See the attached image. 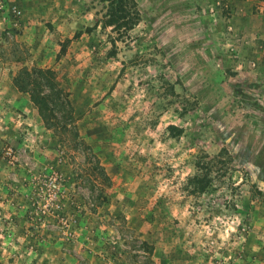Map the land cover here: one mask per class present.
Returning a JSON list of instances; mask_svg holds the SVG:
<instances>
[{
	"label": "rangeland",
	"instance_id": "1",
	"mask_svg": "<svg viewBox=\"0 0 264 264\" xmlns=\"http://www.w3.org/2000/svg\"><path fill=\"white\" fill-rule=\"evenodd\" d=\"M257 1L0 0V264H264Z\"/></svg>",
	"mask_w": 264,
	"mask_h": 264
},
{
	"label": "trees",
	"instance_id": "2",
	"mask_svg": "<svg viewBox=\"0 0 264 264\" xmlns=\"http://www.w3.org/2000/svg\"><path fill=\"white\" fill-rule=\"evenodd\" d=\"M92 9L96 15H99L98 22L104 28H110L116 33V37L111 40L113 52L116 49V40L127 36L128 32L138 23L139 12L133 6L131 0H90ZM246 82L253 84V81L258 78L261 83L264 82V77L260 74H248ZM250 78V79H249ZM31 99L35 102L42 118L46 121V113L50 111L47 96H39L31 93ZM200 191L205 189V185L200 183L197 188Z\"/></svg>",
	"mask_w": 264,
	"mask_h": 264
},
{
	"label": "crops",
	"instance_id": "3",
	"mask_svg": "<svg viewBox=\"0 0 264 264\" xmlns=\"http://www.w3.org/2000/svg\"><path fill=\"white\" fill-rule=\"evenodd\" d=\"M253 1V0H250ZM257 2H260L259 0ZM264 3V1H263ZM259 7V6H258ZM264 22V21H262ZM260 22V23H262ZM256 49L258 53V57L256 61H251L250 65L254 66L251 68L252 70H255L259 72L264 77V35H259L256 40Z\"/></svg>",
	"mask_w": 264,
	"mask_h": 264
}]
</instances>
